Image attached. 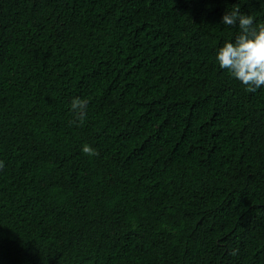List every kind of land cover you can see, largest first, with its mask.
Returning <instances> with one entry per match:
<instances>
[{"label": "trees", "instance_id": "trees-1", "mask_svg": "<svg viewBox=\"0 0 264 264\" xmlns=\"http://www.w3.org/2000/svg\"><path fill=\"white\" fill-rule=\"evenodd\" d=\"M235 7L264 24V0H0V264H264V86L215 59Z\"/></svg>", "mask_w": 264, "mask_h": 264}, {"label": "clouds", "instance_id": "clouds-1", "mask_svg": "<svg viewBox=\"0 0 264 264\" xmlns=\"http://www.w3.org/2000/svg\"><path fill=\"white\" fill-rule=\"evenodd\" d=\"M221 23L237 28L238 34L232 41H225L216 51L215 59L222 70H226L249 91L255 92L264 86V24L255 25L251 15L241 13L239 7L225 12ZM88 101L79 97L70 102L72 122L83 124L87 118ZM84 154L97 156L99 153L89 145L82 147ZM0 168L3 162L0 161Z\"/></svg>", "mask_w": 264, "mask_h": 264}]
</instances>
